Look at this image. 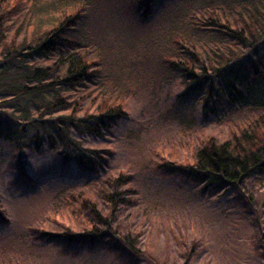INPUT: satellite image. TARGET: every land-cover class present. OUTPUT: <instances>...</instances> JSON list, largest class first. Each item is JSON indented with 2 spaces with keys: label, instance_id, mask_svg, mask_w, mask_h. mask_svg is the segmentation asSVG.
<instances>
[{
  "label": "rangeland",
  "instance_id": "374dc122",
  "mask_svg": "<svg viewBox=\"0 0 264 264\" xmlns=\"http://www.w3.org/2000/svg\"><path fill=\"white\" fill-rule=\"evenodd\" d=\"M47 1L52 17L83 8L80 32L102 49L113 77L133 87L126 116L102 137L74 133L84 147L108 151L106 167L97 173L83 172L47 148L24 152L20 162L12 145L0 141V264H263L254 241L264 188L247 183L244 193L210 196L178 173L208 139L221 143L230 131L203 118L191 98L179 97L180 79L143 56L149 39L186 13L191 0H175V8L174 0H158L145 19L131 0ZM119 175L130 181L118 188L122 201L112 212L103 197ZM82 201L96 207L112 233L132 239L138 258L106 243L56 237L105 227Z\"/></svg>",
  "mask_w": 264,
  "mask_h": 264
},
{
  "label": "trees",
  "instance_id": "16d2710c",
  "mask_svg": "<svg viewBox=\"0 0 264 264\" xmlns=\"http://www.w3.org/2000/svg\"><path fill=\"white\" fill-rule=\"evenodd\" d=\"M131 1L143 19L159 2ZM189 4L186 13L173 17L149 39L143 56L164 75L180 79L184 88L179 97L191 98L203 118L225 124L230 137L221 143L208 139L191 165L176 169L210 196L234 189L244 193L247 183L262 189L264 0H191ZM52 7L47 0H0V141L12 145L20 162L24 152L36 154L47 148L63 162L94 174L105 169L108 151L84 147L74 133L102 137L126 116L125 100L133 86L113 77L102 49L80 32L83 8L72 7L52 17ZM129 181L119 175L109 183L103 200L112 212L122 201L118 188ZM245 199L254 208L250 197ZM80 206L105 227L65 231L56 237L67 243H106L138 258L129 236L112 233L93 204L82 201ZM261 214L255 219L254 243L264 264Z\"/></svg>",
  "mask_w": 264,
  "mask_h": 264
}]
</instances>
